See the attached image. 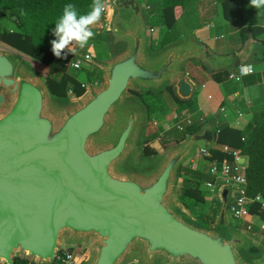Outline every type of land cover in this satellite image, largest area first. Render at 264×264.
I'll list each match as a JSON object with an SVG mask.
<instances>
[{
  "label": "water",
  "instance_id": "1",
  "mask_svg": "<svg viewBox=\"0 0 264 264\" xmlns=\"http://www.w3.org/2000/svg\"><path fill=\"white\" fill-rule=\"evenodd\" d=\"M105 2L111 54L98 60L101 80L86 82L73 104L53 106L40 75L0 47V264L15 257L53 264L68 248L89 249L81 264L131 256L139 264H264L257 239L227 225L226 184L217 188L214 214L223 231L188 221L171 200L179 165L213 140L209 124L156 152L149 171L123 167L146 122L143 104L124 105L132 91L167 84L187 100L194 83L183 61L198 58L211 69L225 61L190 34L153 52L143 3ZM250 247L254 254L243 253Z\"/></svg>",
  "mask_w": 264,
  "mask_h": 264
},
{
  "label": "trees",
  "instance_id": "2",
  "mask_svg": "<svg viewBox=\"0 0 264 264\" xmlns=\"http://www.w3.org/2000/svg\"><path fill=\"white\" fill-rule=\"evenodd\" d=\"M196 1L199 0H143L149 26L164 28L163 33L155 40L158 48L179 37L185 28L182 18L192 12V6ZM213 1L219 4L221 16L229 25V41L231 43L232 40L235 41V37L238 39L241 37L244 41L247 31L255 35L263 30L259 26H243L244 12L249 11L264 15V9L252 8L249 0ZM68 3L76 6L78 15H83L90 11L89 6L92 0H0V21L5 19L11 22V27H0V42L24 54L31 70L43 78L49 93L58 99L79 96L84 90V84L77 79V74L82 68L67 69L64 66L65 61L76 58L84 48H78L76 54H73L69 51L71 47L68 46L62 52V56L67 53L63 58L56 57L51 50V42L57 39L52 30L63 13L64 5ZM102 17L103 14L101 19ZM196 26L198 27L199 24ZM233 37L234 39H232ZM93 38L96 39L97 35L95 34ZM153 45L154 42L150 44V46ZM256 60L264 64V47ZM195 62L197 65L200 63L198 60ZM202 68L204 67L202 66ZM220 69L211 72H219L224 76L229 74L228 68ZM162 92L168 95L175 107L179 110L185 109L189 113L190 121L188 124H184L181 130L173 127L167 131L168 138L178 142L184 138L185 134L196 132L205 118L195 115L194 97L180 100L173 95L170 86H165L161 92L155 94L150 89L132 91L145 105L147 114L153 111ZM148 96H153L149 103L146 101ZM153 136V133L143 136L142 155L151 156L156 153V150L149 145ZM213 142L226 145L231 150L225 151L222 148L210 146L205 150V154L201 155V158L211 162L210 164L219 165L224 160L232 165L235 163L232 151H235L244 158L243 173L246 180V194L250 197L259 195L264 203V103L256 106L249 122L242 130L229 127L226 123L216 125ZM178 171L180 178L178 198L183 206L191 212L192 209L201 206L204 202L206 194L200 187L202 181L212 179L213 176L199 168H192L189 163L181 165ZM261 201H252L248 206V212L257 214L262 219L264 218V205L261 206ZM195 219L196 224L212 223L214 206L209 208V213L206 216L199 213L195 214ZM243 226L245 225L243 224ZM249 231L256 232V226L251 225ZM255 252L253 247L248 249L249 254ZM14 264L29 263L24 258L15 257Z\"/></svg>",
  "mask_w": 264,
  "mask_h": 264
},
{
  "label": "crops",
  "instance_id": "3",
  "mask_svg": "<svg viewBox=\"0 0 264 264\" xmlns=\"http://www.w3.org/2000/svg\"><path fill=\"white\" fill-rule=\"evenodd\" d=\"M206 1L211 0H199L198 3L202 4ZM104 3L106 5L105 1ZM215 3L217 4V10L213 11L212 13L206 12L204 14L206 21H203V24H200L197 27L196 25L202 21H198V19L196 22H191V19H189V21L185 22L186 27L179 37L174 41L162 46L164 47L178 40H182L185 36L190 34L191 39L204 45L209 51L219 57L218 59H223L225 61V67L223 68H228L229 73L235 72L237 67L240 65L251 64L253 66L254 71L251 74L240 76L239 80H237L229 78L228 75L224 76V74H220L219 72H211L221 69L208 68L198 58H188L183 61L182 64L185 66L187 64L189 69L187 71L185 66L182 67L181 65V71L194 83L193 94L191 98L194 97L193 99L196 105L195 115L200 118H205V121L201 123L200 127L209 124L210 129L213 131V140L215 136L216 125L226 123L229 127L242 130L249 122L251 114L256 106L264 103V64L256 60V57L264 47V43H262L264 42V15L253 13L256 15L255 17H257L258 22H252L251 19L253 20L254 18L249 16L252 15V13L249 11L244 12L243 26H259L262 27L263 30H260L255 35H252V33L247 31L246 39L244 41H242L241 37L240 39L235 37V41L233 42L232 40L231 43L229 41V25L227 21H225L221 16L219 4L217 2ZM195 10L196 9H192V12ZM99 23L104 25L102 33L107 34L105 30V21H99ZM158 37H160V35H158L157 38ZM232 39H234V37ZM99 40L100 41L98 42H103V40ZM75 46L76 45L74 43L69 45V47ZM162 47L158 48L156 45L155 48H152V51L156 52ZM110 54L111 52H109V56ZM195 60H198L200 63L197 65ZM202 66L204 68H202ZM77 79L81 82L83 81L80 77H78V75ZM165 86L168 85L165 84L160 86L156 91H150L153 94L159 93L165 88ZM160 96L161 97L159 98L158 102L155 103V108L150 112V114H147L145 109L146 122L142 132L143 137L144 135H147L148 131H152L154 136L150 140L149 145L152 146L156 152L159 151L158 140H161L162 137H166L168 139L169 135L167 131L174 127L175 122L178 121L179 118L185 114H189L185 109L179 110L177 107H175L174 103L170 100L166 93L162 92ZM143 106L146 108L144 104ZM213 140L210 143L204 144L198 149L202 148L203 150H206L210 146L219 148L226 146L215 144ZM170 144L171 143L168 145ZM156 145H158V147ZM198 149L191 156V160L196 154H198ZM227 149L231 150L229 147H227ZM200 159V164L199 162H197L198 164L194 166L190 164L191 167L199 168L200 170L208 173V168L211 162H207L201 157ZM191 160L188 161L191 163ZM243 163L244 158L242 164ZM205 181L211 182L212 190L204 185ZM223 184L228 186L229 192L231 194L230 183L226 182V180L220 176H213L212 179H204L200 187L205 191L206 195L215 196L217 188ZM212 198L213 200L215 199L213 196ZM241 221L245 223L249 222L250 225L256 226V232H246L249 236H253V238L257 239L259 244L264 247V218L261 219L257 214L249 213ZM67 250L72 251L73 259L65 264H81V262L89 255L88 248H85L82 251H78L74 248H68ZM124 264H139V262L133 256H131L125 260Z\"/></svg>",
  "mask_w": 264,
  "mask_h": 264
},
{
  "label": "rangeland",
  "instance_id": "4",
  "mask_svg": "<svg viewBox=\"0 0 264 264\" xmlns=\"http://www.w3.org/2000/svg\"><path fill=\"white\" fill-rule=\"evenodd\" d=\"M105 1V0H104ZM141 3H143V6H142V12H143V15L145 17V23L149 26L148 24V21L146 19V14H145V11H144V2L143 0H140ZM199 1H196L194 3V5L192 6L193 9H196L197 10V13H196V10L194 12H191L190 14L188 15H185L182 20L184 21V23L186 21H189V19H191V22H196L198 19V21H202L200 24H203L204 22L203 21H206V17L204 16V14L206 12H210L212 13L213 11L217 10V4L215 2H213V0L211 1H206L205 3H198ZM109 13V9L107 8L106 9V12H105V15H103L102 19L100 20L101 22H104L105 19H106V15H108ZM252 15H249L251 16V18H254L253 20L251 19L252 22H258L257 20V17H255L256 15L253 14L255 12H251ZM203 16V17H202ZM106 22V21H105ZM101 26V27H100ZM186 27V25H184ZM0 27L1 28H5V27H11V22L8 21V20H5V19H2L0 21ZM104 28V25L100 24V23H97L96 25H93L92 26V31L97 35V38L94 39H90L89 42H88V45L83 49V51H90L91 54H92V57L90 60H87V61H84L83 62V67L82 69L78 72V77L81 78L82 83L85 85L86 82L87 83H98L100 80H101V67H100V64L98 62V60H103V59H106L109 57V50H108V44L110 43V38H108L107 34H103L102 33V29ZM164 31V28L163 27H158V26H155L153 25V31L151 32V36H150V44H152L154 42V45L151 46V48H155L156 47V43H155V40L157 38L158 35H161ZM100 33V34H99ZM99 39L103 40V42H98L100 41ZM90 43V44H89ZM107 44V45H106ZM71 45V44H70ZM0 47H3V48H6L8 49V51H10L11 53L15 54L20 62L23 64V66H25L26 68L30 69L29 68V63L26 61L27 60V57L16 51L15 49L13 48H10L8 46H6L5 44L1 43L0 42ZM121 45L118 46V49H121ZM82 51V52H83ZM82 52H80V54H82ZM185 66L184 64H182V67ZM185 69L188 71L189 67L188 65L186 64L185 66ZM191 72V71H190ZM189 72V73H190ZM88 75V77H87ZM37 78L42 82L43 81V78L40 76ZM135 88V87H134ZM137 90V87L135 88ZM131 92V91H130ZM153 96H148L146 98V101L147 103H149L151 100H152ZM48 100L50 101V103L53 105V106H56V107H61V106H64V105H67V104H73L75 103L78 99L74 98V97H71L69 99H58L56 97H49ZM69 102V103H67ZM128 103L130 104H135L137 105L140 109H141V104L142 101L134 94H131L129 97H128V100L126 98L125 102H124V105H127ZM152 133V131H148L147 134H150ZM138 141L135 143V148L133 149L132 153H130V155L127 156V158L123 161V167L125 170H128V172H134V173H144V172H147L151 169V167H153L154 165V162L157 161V156L154 155H151V156H144L142 155L141 153V147H142V144H143V137L140 138L138 137ZM173 140L171 139H167L166 137H162L161 140H158V145H156L158 147V149H164L166 147H168L169 143L173 144L175 142H173ZM201 152L199 151L198 154H196L192 160H191V157L190 158H187L185 159L180 165H184V164H192V166L194 165H197L199 162H201ZM191 160V163L189 161ZM191 166V165H190ZM178 170H177V177H176V185H175V188L173 190V193L171 194V200L173 201V203L179 208V209H176L177 211H182V216L187 219L188 221L195 223V214L199 213L201 215H208L209 213V208L211 206H214V214L217 212V209L219 208V203L217 202V200H213L212 196L216 198V195H206L205 198H204V202L201 204V206H197L195 207L194 209H192V211L190 212L187 208H185V206H181L180 204V200L178 198V190H179V185H180V178L178 176ZM225 218L227 220V225L231 228H234V229H238V230H242V231H247L249 232V230L245 229V226H243L244 223H241L239 221H236V220H233L231 217H230V214L229 212H225ZM199 226H203V227H206V228H215V229H218V230H221L223 231V229H221V227H218V226H215L214 224V219L212 221V223H209V224H197ZM62 243V242H61ZM262 246V245H261ZM263 247V246H262ZM264 249V248H263ZM243 253L247 254V255H250L248 253V250L244 251Z\"/></svg>",
  "mask_w": 264,
  "mask_h": 264
},
{
  "label": "built area",
  "instance_id": "5",
  "mask_svg": "<svg viewBox=\"0 0 264 264\" xmlns=\"http://www.w3.org/2000/svg\"><path fill=\"white\" fill-rule=\"evenodd\" d=\"M106 5H105V11L102 13L105 15L106 12ZM153 28L149 27V31L152 32ZM92 57V54L90 51H84L82 54H78L76 58L70 59L68 61L64 62V66L67 69H80L83 66V62L90 60ZM78 67H74L73 65H77ZM240 66L237 67V70L235 72H231L228 74L229 78L235 79V77L240 78ZM190 121L189 114L183 115L181 118L178 119V121L175 122L174 127L177 130H181L184 124H188ZM222 150L228 151L227 147L224 146ZM201 154H205V150L201 149L199 150ZM232 154L234 155L235 163L232 165H229L224 160L220 162L219 165H216L214 163L209 165L208 173L212 176L216 177H223L226 182L230 183L231 185V194L230 199L228 201L226 212H229L230 217L233 220L239 221L241 223H244L245 229L249 230V227L251 226L249 222L245 223L241 220L249 214L248 212V206L252 201H261L259 195H255L254 197H250L246 194V180L243 173V164L238 163L236 160L240 157L235 151H232ZM204 185L212 190V185L210 181H205ZM264 203L261 201V206H263ZM263 244H264V237H263ZM73 259L72 251L70 250H62L59 251L55 258L53 264H65Z\"/></svg>",
  "mask_w": 264,
  "mask_h": 264
},
{
  "label": "clouds",
  "instance_id": "6",
  "mask_svg": "<svg viewBox=\"0 0 264 264\" xmlns=\"http://www.w3.org/2000/svg\"><path fill=\"white\" fill-rule=\"evenodd\" d=\"M249 4L254 9H264V0H249ZM90 11L86 14L78 15L76 6L68 3L63 7V13L55 23L52 30L57 39L51 42L52 53L58 58H63L67 55L63 50L70 44H75V47L69 48V51L76 54L77 49H83L88 45L90 39L95 36L92 31V26L99 23L102 13L105 11L104 0H92ZM78 67L77 65H73ZM254 71L251 64L241 65L240 75H249ZM239 80V77H235Z\"/></svg>",
  "mask_w": 264,
  "mask_h": 264
},
{
  "label": "bare ground",
  "instance_id": "7",
  "mask_svg": "<svg viewBox=\"0 0 264 264\" xmlns=\"http://www.w3.org/2000/svg\"><path fill=\"white\" fill-rule=\"evenodd\" d=\"M110 10V9H109ZM109 16V13H108V15H106V17H108Z\"/></svg>",
  "mask_w": 264,
  "mask_h": 264
}]
</instances>
